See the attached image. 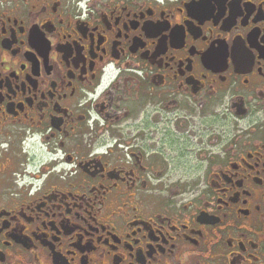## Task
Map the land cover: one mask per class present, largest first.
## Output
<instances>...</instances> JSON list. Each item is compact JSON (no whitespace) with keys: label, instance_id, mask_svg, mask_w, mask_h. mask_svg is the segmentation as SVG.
Returning <instances> with one entry per match:
<instances>
[{"label":"flooded vegetation","instance_id":"flooded-vegetation-1","mask_svg":"<svg viewBox=\"0 0 264 264\" xmlns=\"http://www.w3.org/2000/svg\"><path fill=\"white\" fill-rule=\"evenodd\" d=\"M0 264H264V0H0Z\"/></svg>","mask_w":264,"mask_h":264}]
</instances>
